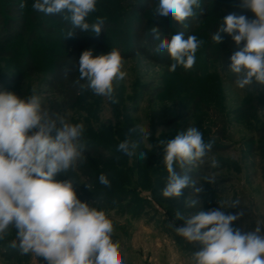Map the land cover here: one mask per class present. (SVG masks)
<instances>
[{
	"label": "rangeland",
	"instance_id": "374dc122",
	"mask_svg": "<svg viewBox=\"0 0 264 264\" xmlns=\"http://www.w3.org/2000/svg\"><path fill=\"white\" fill-rule=\"evenodd\" d=\"M24 2L28 36L10 46L11 57H0V91L24 98L35 89L50 114L84 125L83 142L88 152L84 162L54 179H71L82 202L106 212L113 222L112 239L119 242L123 264H193L196 249L169 227L177 210L187 217L218 208V201L238 199L237 208L225 210L244 212L234 227L246 232L257 224L264 226V85L254 82L238 88L236 75L223 69L220 58L228 35L221 33L219 44L212 41V34L229 13L254 18L250 10L239 6L240 0H201L203 12L196 9L198 15L190 29H195L191 35L205 43L191 70L178 67L175 72L168 70L171 59L167 65L158 61L167 52L157 51L160 41L153 39L151 28L160 30L161 40H170L182 31L178 25L189 31L188 21L185 27L171 14H155L156 0H98L97 11L88 19L103 17L108 27L102 49H87H93L94 56L112 48L120 51L127 75L115 84L117 104L91 91L79 90L77 97L69 99L63 90L49 85L55 64L65 55L63 42L73 37L64 38L68 25L60 15L45 16L32 9L34 0ZM140 24L145 50L154 59L136 51L134 33ZM82 34L89 42L97 38L92 33ZM136 126L143 127L145 133L132 134L139 147L136 156L128 157L118 152L117 146ZM189 127L198 128L205 142L214 141L206 163L197 164L189 173L202 191L194 194L187 188L179 198H164L168 173L159 141L172 139ZM140 152L147 153L146 160L139 159ZM213 157L219 161L216 168L211 167ZM176 171L182 174L179 168ZM101 174L110 180V188L99 183ZM189 197L199 203L186 206ZM12 239L15 229H9L8 236L0 240V264H47L42 257L9 247Z\"/></svg>",
	"mask_w": 264,
	"mask_h": 264
},
{
	"label": "clouds",
	"instance_id": "9594fccd",
	"mask_svg": "<svg viewBox=\"0 0 264 264\" xmlns=\"http://www.w3.org/2000/svg\"><path fill=\"white\" fill-rule=\"evenodd\" d=\"M97 3L98 0H34L31 7L45 16L60 15L68 25L64 38H70L76 30L97 36L101 33L105 18L97 16L91 22L88 19L97 11ZM239 6L250 10L254 18L229 13L212 34V41L221 43V33L234 41L238 50L230 56L229 69L236 75V86L244 89L254 82L264 85V0H240ZM19 7H26L24 0ZM196 9H201V0H156L154 13L164 17L171 14L187 27L186 21L197 18ZM151 35L160 41L157 51L168 53L170 72L178 67L191 70L198 49L205 43L196 35L185 38L182 31L170 40H161L157 27L151 28ZM93 52L87 49L80 55L75 83L81 92L91 91L117 104L115 84L127 75L122 70L124 59L116 48L96 56ZM35 92L33 89V94L21 98L13 92L0 91V240L8 236L9 229H15V239L9 247L18 248L24 255L42 257L47 264H123L119 242L112 239L113 222L106 212L82 202L71 179H54L58 173H67L84 162V125L50 114ZM133 133L143 136L145 130L141 126L129 129L117 146V151L128 157L136 156L139 147V141L132 139ZM159 143L164 146L163 163L168 173L162 196L179 198L187 188L200 193L202 189L195 186L197 181L189 173L197 164L206 163L214 141L205 142L198 128L189 127ZM147 157V153H139L140 160ZM210 163L213 168L219 166L214 157ZM99 183L111 187L105 174L99 176ZM86 187L90 189L91 185ZM198 203L192 197L185 200L188 207ZM218 204V208L187 217L177 210L169 224L196 249L193 264H264V226L257 224L254 230L242 231L234 227V222L244 212L225 211L237 208L240 201L222 200ZM177 220L184 223L177 225Z\"/></svg>",
	"mask_w": 264,
	"mask_h": 264
},
{
	"label": "trees",
	"instance_id": "16d2710c",
	"mask_svg": "<svg viewBox=\"0 0 264 264\" xmlns=\"http://www.w3.org/2000/svg\"><path fill=\"white\" fill-rule=\"evenodd\" d=\"M1 2H4L5 4L2 5ZM20 3L21 2L19 0H0V57H11L13 53L10 46L16 40H20L28 36V15L25 12L26 7L24 9L19 7ZM146 8L147 4L145 9H142L141 12L143 13ZM188 23L189 31L181 25L177 26L184 33L185 38H187L188 35H191L195 30L194 28L193 30L190 29L194 26L195 20L189 19ZM107 27L108 25H105L97 38L94 40L91 39L90 42L78 30L75 31L73 38L64 40L63 45L65 55L61 57V62L55 64L50 75L51 80L49 85L52 86V88L61 91L63 90L69 99L77 97L80 89L78 85H76L75 81L79 76L76 67V65H78L79 57L88 47L102 49V40ZM135 30L136 33H134V40L136 51L142 53L144 56H147V58L154 59L155 57H151L150 53L145 50V44L143 42L144 36L141 33L142 24L137 25ZM237 50L238 48L235 46L234 41H232L231 37L228 35L220 50V58L224 70H230V56ZM30 55H28V60L31 58ZM158 61L166 65L169 64L170 57L168 53H166L165 56L161 57ZM66 72L68 73L67 76H65ZM86 153L88 152L86 151L84 154ZM180 173L183 174L181 169Z\"/></svg>",
	"mask_w": 264,
	"mask_h": 264
}]
</instances>
